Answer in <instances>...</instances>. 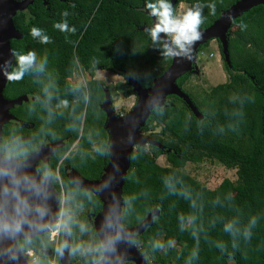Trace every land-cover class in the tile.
I'll return each mask as SVG.
<instances>
[{
  "label": "trees",
  "instance_id": "1",
  "mask_svg": "<svg viewBox=\"0 0 264 264\" xmlns=\"http://www.w3.org/2000/svg\"><path fill=\"white\" fill-rule=\"evenodd\" d=\"M237 1L176 0L174 7L182 2L190 6L214 3V14L208 7L203 9L201 29H206ZM146 3L46 0L44 4L43 0H34L13 17L21 38L10 41L12 49H35L38 58L47 57V64L43 72L29 73L19 82L8 81L3 89L7 99L27 95L29 100L10 109L14 120L3 126L0 152L14 149L28 155L42 144L64 140V145L42 164L38 162L37 167L46 164L58 175L60 180L53 186L73 213L85 209L79 217L91 231L95 245L99 239L88 216L100 212L102 202L91 191L75 186L66 168L89 181L100 178L109 161L106 114L99 107L105 98L104 87L110 94L121 92L125 97L135 92L127 80L102 88V82L92 79L73 87L68 77L77 69L91 76L105 69L124 77L130 74L141 87H150L153 79L170 66L172 58L164 59L151 45L146 29L153 24V17ZM64 11L69 13L67 20L75 26V33L54 28L64 19ZM33 26L44 29L52 42L34 40L30 35ZM217 42L228 76L226 82L194 94L183 87L190 72L176 79L203 118L199 120L177 95H168L166 104L154 108L142 127L165 149L152 144L137 146L124 178V227L137 226L153 209H159L153 224L131 239L153 264H264V5H256L233 20L228 35L231 67ZM65 100L67 106L62 103ZM156 126L159 131H155ZM160 155H165L167 165L157 162ZM203 157L236 169L233 194L228 192V179L209 189L183 170L188 161L197 162ZM253 218L256 223L251 227V237L245 238L244 229ZM230 221L235 235L224 231ZM79 224L69 235L70 245L80 244L85 238ZM60 240L62 235L58 243ZM170 240L174 246H168ZM157 241L169 248L165 257L160 254L161 248L154 247ZM49 249L54 247L49 245L43 252ZM194 250L198 255L192 258ZM70 257L73 264H93L99 253L88 251L78 260ZM49 259L51 256L42 254L41 264H49ZM53 264L61 262L54 257Z\"/></svg>",
  "mask_w": 264,
  "mask_h": 264
},
{
  "label": "water",
  "instance_id": "2",
  "mask_svg": "<svg viewBox=\"0 0 264 264\" xmlns=\"http://www.w3.org/2000/svg\"><path fill=\"white\" fill-rule=\"evenodd\" d=\"M33 2L34 0H0V141L3 126L14 120L10 109L29 100L27 95H22L15 99L4 97L3 89L7 85L8 80L3 74V69L6 61H11L12 66L14 63L10 41L21 38V34L14 26L13 17L16 13L26 10ZM43 2L46 4V0H43ZM172 2L175 5L176 0H172ZM259 4L264 5V0H238L229 8L223 10L220 17L210 27L201 29L202 38L193 46L191 59L172 58L170 66L160 76L153 79L150 87H141L130 74H126L125 78L128 84L137 94V101L134 107L125 115H115L111 106V94L107 87H104L105 98L100 105V109L106 114L105 127L109 136V161L98 180H86L74 169H69L67 172L68 178L75 186L91 191L102 202L100 212L94 215L93 228L99 242L109 239L113 242L114 251L105 253L99 264H153L132 244L131 239L135 234L144 232L147 227L153 224L154 218L159 215V209H153L137 226L124 227L122 225V188L124 178L131 165L132 152L137 146L148 144L165 149L151 135H144L142 127L151 111L156 107H163L167 96L170 94L180 97L199 120L203 118V115L193 104L190 97L177 85L176 79L184 73L193 71L192 67L198 47L212 39H217L221 43L224 60L231 67L228 52V35L232 22L242 12ZM154 22L155 19L153 18ZM8 70L10 71L11 67ZM64 143V140L45 143L34 152L28 154L26 156L27 170L34 173L37 163L40 160L46 161ZM0 156H2L1 152ZM50 192L51 199L49 203L52 213L55 214L58 211L60 199L53 184ZM109 222L118 225L116 231L107 228ZM51 253L52 250L50 249L44 251V254L47 255ZM58 259L61 264H73L69 258L68 250H65L64 255L58 257ZM0 264H8L6 258L0 260ZM19 264H30V262L26 256H22Z\"/></svg>",
  "mask_w": 264,
  "mask_h": 264
},
{
  "label": "clouds",
  "instance_id": "3",
  "mask_svg": "<svg viewBox=\"0 0 264 264\" xmlns=\"http://www.w3.org/2000/svg\"><path fill=\"white\" fill-rule=\"evenodd\" d=\"M146 9L155 22L146 29L151 38V45L158 49L164 59H191L193 46L202 38L201 27L204 23L203 9L208 7L214 14L215 4L197 3L178 11L172 0H147ZM69 13L64 11L62 19L54 24L61 32L75 33V26H70L67 20ZM241 27H246L242 25ZM30 35L41 44L52 42L51 37L42 28L33 26ZM16 64L6 61L3 74L9 82H19L32 72H43L47 57H39L35 49L26 52L13 50ZM11 67V71L8 68ZM67 106V101L62 102ZM26 152L5 149L0 156V260L6 258L8 264H19L22 256H26L30 264H41L43 249L56 242L58 236L71 235L78 222L73 211L66 207V200L61 198L58 211L53 214L50 206L51 185L58 179L56 173L48 166L42 165L29 172L26 164ZM90 196L89 193H86ZM256 223L253 218L244 229L245 238L251 237V227ZM84 231L83 224L78 225ZM107 228L116 231L118 225L112 222ZM234 223L228 222L224 231L233 235ZM238 231V229H237ZM118 242V239H117ZM37 244L41 246L37 248ZM168 246H174V241H168ZM222 249L224 245H218ZM155 248H163L164 244L157 241ZM65 250L75 256L82 252V245L69 244L62 239L55 244L58 257ZM87 251L99 253V258L93 264H99L105 253L114 251L113 242L109 239L90 246ZM39 252V254H38ZM198 255L194 250L192 258Z\"/></svg>",
  "mask_w": 264,
  "mask_h": 264
},
{
  "label": "rangeland",
  "instance_id": "4",
  "mask_svg": "<svg viewBox=\"0 0 264 264\" xmlns=\"http://www.w3.org/2000/svg\"><path fill=\"white\" fill-rule=\"evenodd\" d=\"M187 7H191L190 4L182 2L178 4L177 10L183 11ZM192 68L193 71L190 72V75L183 87L185 90L192 92L194 94L201 93L202 91H209L213 86L220 83H224L228 79V76L223 66V60L220 55L219 45L216 39L210 40L208 45H204L200 48V50H197L196 59L195 62L193 63ZM96 78H100L104 80L105 83L109 86H113L118 82H125V80H127L124 76L105 70L98 72L96 74ZM87 79H89L88 74H85L84 71L78 69L75 70L72 76L69 78L70 83L72 85L84 84V82ZM110 100L115 115L123 116L134 107L137 101V94L134 93L130 96L125 97L121 92H113L111 94ZM159 129L160 127L158 126L155 127V131H159ZM142 133L144 135H149V131L146 132L142 130ZM75 147L76 146L74 144L70 150L72 151L75 150ZM157 162L160 165H167L165 155H160L157 158ZM68 170L69 168L67 167L66 171L68 172ZM183 170L189 175L195 177L202 185L206 186L209 189H214L224 179H228L231 182V185L228 188V192L232 194L235 192L234 187L237 180L236 169L227 168L221 163H219L217 160L203 157L200 161L197 162L188 161L185 164ZM61 198H64V196L61 195ZM66 207L69 206L66 205ZM84 211L85 209L78 210L77 213H74L76 221H78L80 224H83L84 226L83 234H85V238L80 241V245H82V252L77 253L75 255V258L77 260L79 259V256L84 255L86 252H88L87 249L90 246L94 247L95 245L91 231H89L88 226L79 217V214ZM93 218L94 216H88V219L91 222L92 226H93ZM161 234L162 231H160L158 239H161ZM58 238L59 236L57 237L56 242L51 245L54 247V249H50L52 250V253L49 255L45 254L46 256H51V259H49V264H53L54 257L58 258V256L55 253V244L58 243ZM62 239H67L68 243L70 244L69 235H62ZM168 250L169 248L166 246L161 248L160 250L161 256L165 257L167 255ZM69 258L73 263L70 257V253H69Z\"/></svg>",
  "mask_w": 264,
  "mask_h": 264
},
{
  "label": "flooded vegetation",
  "instance_id": "5",
  "mask_svg": "<svg viewBox=\"0 0 264 264\" xmlns=\"http://www.w3.org/2000/svg\"><path fill=\"white\" fill-rule=\"evenodd\" d=\"M25 11V10H24ZM105 69H99L93 76H91L90 74H88V73H86L85 72V74H88V76H89V79H87L85 82H84V84H82V85H85L86 84V82L87 81H89V80H92V79H96V80H99L100 82H102V85H101V87L103 88V86L104 85H106V86H109V85H107L106 83H105V81L104 80H102V79H100V78H96V74L98 73V72H101V71H104ZM105 71H108V70H105ZM71 77V76H70ZM70 77H68V80H69V78ZM70 81V80H69ZM72 85V84H71ZM73 87L74 86H77V85H72ZM100 107V106H99ZM75 145H76V143H74ZM41 164H42V162H45V161H43V160H40L39 161ZM67 172V171H66ZM58 176V175H57ZM38 249H40V247L38 248ZM38 254H39V252H38ZM42 256V255H41Z\"/></svg>",
  "mask_w": 264,
  "mask_h": 264
}]
</instances>
